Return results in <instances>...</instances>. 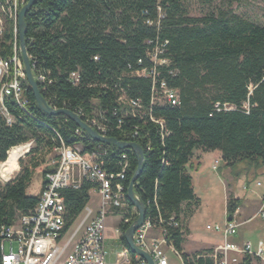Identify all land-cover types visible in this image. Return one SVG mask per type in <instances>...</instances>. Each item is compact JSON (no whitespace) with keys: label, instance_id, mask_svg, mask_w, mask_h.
<instances>
[{"label":"trees","instance_id":"trees-1","mask_svg":"<svg viewBox=\"0 0 264 264\" xmlns=\"http://www.w3.org/2000/svg\"><path fill=\"white\" fill-rule=\"evenodd\" d=\"M24 23L33 77L46 76L37 85L47 105L71 111L84 123L95 118L104 125L105 119V137L135 143L142 150V169L133 192L145 207V218L179 220L182 205L196 202L190 172L197 152H219L225 167L244 164L246 171L264 175V0L261 25L223 10L190 16L183 0H35ZM155 40L167 42L169 66L160 77L178 92L177 107L151 108V81L131 74L138 70L139 60L142 67L149 65L145 55L152 45L147 42ZM14 42L20 51L18 21L15 36L13 24L4 21L0 59L12 57ZM73 73L79 77L75 84L69 79ZM22 88L25 110L11 97L3 100L12 124L6 125L0 116V163L14 147L30 141L32 147L18 160L17 175L0 185V232L37 206L39 193L29 195L27 190L35 171L61 143L78 146L83 154L102 148L97 161L108 173L120 171V157L125 154L129 167L121 183L127 195L137 168L134 153L97 143L87 134L77 135L78 127L69 118L39 109L25 78ZM121 95L139 100L141 110L132 114L127 103L118 102ZM216 104L232 109L217 111ZM150 117L162 120L163 128ZM91 191L92 185L83 182L77 190L60 192L64 232L80 219ZM125 205L123 218L133 222L136 209L127 196ZM226 209L232 216L237 201L228 199ZM128 227L120 224V241L127 249L123 234ZM165 227L166 240L183 263L190 264L182 252L181 229ZM252 262L247 257L241 264Z\"/></svg>","mask_w":264,"mask_h":264},{"label":"built area","instance_id":"built-area-1","mask_svg":"<svg viewBox=\"0 0 264 264\" xmlns=\"http://www.w3.org/2000/svg\"><path fill=\"white\" fill-rule=\"evenodd\" d=\"M23 3L24 0L0 2V31L4 21H9L13 24V33L14 36L16 35L18 12ZM146 24L151 25L149 21H146ZM147 44L152 45L145 55L149 65L142 67V61L139 60L138 70L131 74L151 81V108L177 107L179 105L178 92L169 88L165 79L160 77L162 70L169 66V59L165 56L167 42L155 40ZM33 67L34 63L31 64V71ZM24 78L21 54L17 51L14 42L12 57L7 60L0 59V116L4 117L6 125L12 124V118L3 105L5 97H11L22 110H25L27 105L22 88ZM78 78L77 73L69 77L73 84L78 82ZM45 79L46 76L41 73L34 77V80L40 83H44ZM118 102L127 103L132 114L141 110L139 100L127 99L121 95ZM221 108L218 104L215 105L217 111L232 109L227 105ZM150 120L163 128L162 120H155L151 117ZM85 123L99 135L106 136L108 126L105 124V119L104 125L95 118ZM118 124H121V120ZM75 133L77 135L86 134L80 128H77ZM23 145L27 147L22 154L24 157L32 147V141ZM100 150L102 151V148L99 147L95 151L83 154L80 147H67L62 143L54 149L57 153L55 168L45 175V184L39 192L37 206L29 215L21 217L18 228L10 226L1 229V264H147L138 255L132 254L120 241V224L130 226L132 223L130 219L123 218L126 192L121 182L129 167L127 156L121 155L118 173H108L103 169V163L97 161ZM217 163L218 161L214 162L213 169L216 168ZM83 182L92 185L91 193L95 194L98 199L97 208L92 209L87 205L75 231L70 233L71 228L64 232L65 206L60 192L64 189L77 190ZM256 185L259 186L260 183ZM135 213L137 215V212ZM115 218H118V221L115 222L114 232L119 237L121 252L115 254L114 262H107L105 233L107 223ZM252 219H264V195L260 198ZM166 225L181 229L180 219L175 220L174 217L168 221L161 217L145 218L134 232L132 240L137 248L151 257L153 264H168V254L175 256L181 264H184L181 254L166 240ZM237 227L238 224L232 220L222 226H207V230L220 233L223 242L210 251L189 257L190 264H197L198 260L203 264H241L242 260L247 257L264 264V241H258L253 245L251 242L235 244L227 240L236 234Z\"/></svg>","mask_w":264,"mask_h":264},{"label":"rangeland","instance_id":"rangeland-1","mask_svg":"<svg viewBox=\"0 0 264 264\" xmlns=\"http://www.w3.org/2000/svg\"><path fill=\"white\" fill-rule=\"evenodd\" d=\"M186 9L190 16L200 17L210 11H230L233 14L253 23L256 25L262 24V0H183ZM26 144V143H25ZM199 153V152H197ZM219 152H209L204 153L203 160L201 162L202 167L198 173L194 174L193 186L197 193L201 205L193 220V227L195 229L196 239L203 238H217L219 240L218 233H213L205 230L206 226L213 227L216 225H221L226 216L224 213V199H230L234 197L235 194H240L243 196V204L252 201L254 199L253 192L255 189V182L249 184L248 171L245 170V165L241 164L236 168H227L221 161L218 155ZM215 154V156H214ZM55 157L57 153L53 152L48 155L41 166L35 171L31 185L27 190L29 195H37L40 191L42 183L45 181L44 172L50 171L54 167ZM21 158H24L23 156ZM25 161V159H23ZM218 161L216 168L213 169L214 162ZM18 170L11 175L8 181H3L0 179V185L8 183L13 179ZM244 176L243 183L240 185L238 178ZM249 185L250 189L248 192L242 189V186L247 189ZM91 200L88 206L92 209L97 208L98 199L95 194H90ZM254 216V215H253ZM253 216L250 220H252ZM82 217L76 222L72 227L70 233L74 232L76 227L79 225ZM118 221V218L110 220L107 225L111 226V230H107L105 249L108 253L107 262L115 261V254L121 252L119 245V237L114 232V224ZM21 216L17 217L14 224L15 228L20 226ZM256 222L261 223V227L264 228V220H256ZM237 223V222H236ZM238 224V223H237ZM8 250V246H6ZM168 264H181L180 260L171 254L167 255ZM62 261V259L60 260Z\"/></svg>","mask_w":264,"mask_h":264},{"label":"crops","instance_id":"crops-1","mask_svg":"<svg viewBox=\"0 0 264 264\" xmlns=\"http://www.w3.org/2000/svg\"><path fill=\"white\" fill-rule=\"evenodd\" d=\"M217 156L221 158L220 153H218ZM203 157H204V154L196 153L193 159L191 160V163L194 165V169L190 172V176L192 178V189H193L196 202L192 201L190 204L184 203L182 205V212L180 215L181 232L184 238V242L182 244V252L188 255L190 258L196 254L210 251L213 248L219 246L223 242V238L220 233H218L219 240L216 237L196 239L195 229L193 227L194 225L193 220L195 218V215L198 211L199 206L201 205L200 199L194 190V186H193L194 177L193 176L195 173H198L199 170L201 169L202 167L201 162L203 160ZM197 165L199 166L197 167ZM239 165L241 164H238L237 166ZM248 176L251 177L249 179L250 180L249 184L253 181L255 182V186H256L255 189L257 188L256 191L253 192L254 199L242 205L244 201L243 196L240 194H235L234 197H231V199H234L237 201V209L232 216H228L227 209H226L228 199L225 198L224 199V209H225L224 213H225L226 218L224 222L219 226L224 225L228 221V218H230V220L238 223V227L236 229V234L232 237H229L227 240L235 244L251 242L253 245H255L258 241H261V240L264 241V228L261 227V223L256 222L257 219L250 220L258 208L260 198L264 195V175L256 176L254 172L249 171ZM243 180H244V176H241L240 178H238L240 185L243 183ZM258 182L260 183L259 186L256 185V183ZM249 187L250 186L247 185V189H245V187L242 186V189L248 192L249 190H251ZM258 220H264V219H258ZM114 227H115V224H114ZM206 227H205V230L209 231L206 229ZM111 229H112L111 226L107 225V230H111ZM209 232L214 233V231H209ZM252 260H253L252 264H260L258 260L256 259H252Z\"/></svg>","mask_w":264,"mask_h":264},{"label":"water","instance_id":"water-1","mask_svg":"<svg viewBox=\"0 0 264 264\" xmlns=\"http://www.w3.org/2000/svg\"><path fill=\"white\" fill-rule=\"evenodd\" d=\"M35 0H26V3L21 7V9L18 12V29H19V47H20V54L21 59L23 62V68H24V74L25 79L28 83L29 88L32 91L33 97L35 99V102L39 109L48 115H64L67 118H69L71 121L75 123V125L82 129L93 141L100 143V144H108L113 145L121 150H129L134 153L137 159V168L133 175V177L130 180L129 186L127 188V198L128 200L134 205V208L137 212L136 219L130 224V226L126 229V231L123 234V238L125 240V243L129 249V251L132 254L138 255L140 258H142L147 264H153V261L151 257L137 248L132 240L134 232L140 227V225L143 223L145 219V207L144 205L138 200L136 195L133 192V185L135 184L141 169H142V161H143V153L142 150L138 145L135 143L130 142H120L113 138H108L99 135L95 130H93L90 126L85 124L80 120V118L72 113L71 111L67 110H54L51 109L45 100L42 98L39 90L37 82L34 80L32 71H31V64L29 62V58L26 53L25 44H24V35L26 32V26L24 23V17L28 13V11L31 9V7L34 5ZM228 221H230V218H228Z\"/></svg>","mask_w":264,"mask_h":264},{"label":"bare ground","instance_id":"bare-ground-1","mask_svg":"<svg viewBox=\"0 0 264 264\" xmlns=\"http://www.w3.org/2000/svg\"><path fill=\"white\" fill-rule=\"evenodd\" d=\"M26 149L27 147L25 145H19L8 151L6 161L0 163L1 180L8 181L11 175L18 170V160L21 158Z\"/></svg>","mask_w":264,"mask_h":264}]
</instances>
